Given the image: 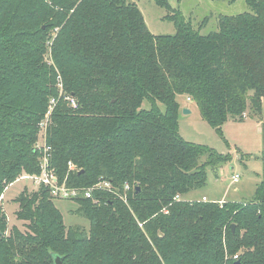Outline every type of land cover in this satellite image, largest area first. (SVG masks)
Wrapping results in <instances>:
<instances>
[{"label": "trees", "instance_id": "1", "mask_svg": "<svg viewBox=\"0 0 264 264\" xmlns=\"http://www.w3.org/2000/svg\"><path fill=\"white\" fill-rule=\"evenodd\" d=\"M246 2L207 36L174 11L176 33L156 36L128 0H0V203L23 172L41 174L39 127L58 74L78 108L52 114L51 167L70 186L130 187L128 203L109 192L75 201L88 231L66 227L49 188L21 194L29 232L7 236L0 207V264H54V254L64 264H264V176L250 202L186 200L230 158L179 132L180 96L220 134L229 120L261 117L264 0Z\"/></svg>", "mask_w": 264, "mask_h": 264}, {"label": "rangeland", "instance_id": "2", "mask_svg": "<svg viewBox=\"0 0 264 264\" xmlns=\"http://www.w3.org/2000/svg\"><path fill=\"white\" fill-rule=\"evenodd\" d=\"M128 1L137 5L146 27L156 36L176 33L175 22L168 19V16L173 15V11L179 12L203 36L219 31L220 17L236 16L249 11L246 0H235L233 3L231 0H167L170 9L159 6L155 0ZM55 38L56 35L52 37L47 50L50 63L52 61L51 45ZM60 83V74H58L54 84L58 95ZM52 98H55V95H52ZM178 102L182 107L179 114V132L182 138L187 142L212 148L230 158L219 169L209 167L206 185L192 191L185 199L201 201L205 197L209 202L219 203L221 206L227 202L252 201L264 176V99L260 118L246 117L244 121L229 120L223 125L222 134L202 118L195 102L189 101L185 96L178 97ZM144 108H149L147 101L144 102ZM184 109L190 110L191 113L184 114ZM48 136V133L45 135L41 128L39 129L38 147L49 146ZM27 175L23 172L6 187L2 196L0 207L7 220L5 230L7 236H11L15 229L22 234L29 232V222L17 218L16 213L20 208L17 200L21 194L31 195L39 191L40 187L32 180H22ZM235 176H238L236 182H234ZM53 201L63 215L67 228L80 227L85 231L90 229L89 221L77 213L78 204L75 201L61 199Z\"/></svg>", "mask_w": 264, "mask_h": 264}, {"label": "built area", "instance_id": "3", "mask_svg": "<svg viewBox=\"0 0 264 264\" xmlns=\"http://www.w3.org/2000/svg\"><path fill=\"white\" fill-rule=\"evenodd\" d=\"M60 86V94L58 97L52 98L50 100L49 108L47 111L46 118L40 123L41 131L47 135L48 125L51 123V118L56 107L60 105L67 104L70 109H77L78 103L71 96L65 93L62 82L59 84ZM42 153V157L40 158V175H27L22 178V180H32L37 186H44L50 189L51 195L55 199L61 200H71L76 201L80 198L90 199L94 204H98L101 201V193L109 192L113 194H118L123 201L128 203V194L130 187L128 185L125 186L123 194H119L116 188L114 187L112 181L101 179L99 182L94 184L91 187H77L68 184V178L64 180H60L57 176L56 171L51 167V158H52V149L50 146L38 147ZM77 170L76 165L72 162H69V171ZM238 180V176H235L234 182ZM179 200V197L175 198ZM202 201L208 202L207 198H203ZM238 256L235 257L237 259Z\"/></svg>", "mask_w": 264, "mask_h": 264}, {"label": "water", "instance_id": "4", "mask_svg": "<svg viewBox=\"0 0 264 264\" xmlns=\"http://www.w3.org/2000/svg\"><path fill=\"white\" fill-rule=\"evenodd\" d=\"M62 107H63V110H65V111L70 110V108L67 104H64ZM190 113H191L190 110L184 109V114H190ZM232 229L235 230V225H232ZM53 258H54V264H64L63 259L60 255L54 254Z\"/></svg>", "mask_w": 264, "mask_h": 264}, {"label": "crops", "instance_id": "5", "mask_svg": "<svg viewBox=\"0 0 264 264\" xmlns=\"http://www.w3.org/2000/svg\"><path fill=\"white\" fill-rule=\"evenodd\" d=\"M189 100V99H188ZM189 101H191V100H189ZM181 109H182V107H181ZM204 198V197H203Z\"/></svg>", "mask_w": 264, "mask_h": 264}]
</instances>
